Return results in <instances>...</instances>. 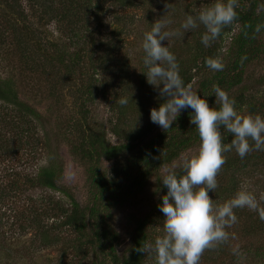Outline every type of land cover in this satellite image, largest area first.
I'll use <instances>...</instances> for the list:
<instances>
[{"label":"rangeland","instance_id":"374dc122","mask_svg":"<svg viewBox=\"0 0 264 264\" xmlns=\"http://www.w3.org/2000/svg\"><path fill=\"white\" fill-rule=\"evenodd\" d=\"M57 1L43 0L38 5L20 0L19 8L22 7L26 15L20 19L15 14L17 11L0 0V77L11 78L19 97L42 115L40 120L30 122L33 128L29 137L28 133H22L11 123L17 119L25 128L28 126L27 118L0 101V194H5L3 197L0 195V264L94 263L92 253L86 258L83 252L77 253V235L67 226H61V219L42 216L52 237L61 235L62 240H67L50 246L41 242L42 229L28 221L36 212L41 213L42 209L54 206L56 202L64 206L70 204L65 193L30 181V177L41 166L47 165L51 157L63 166L60 182L83 206L93 203L97 191L88 178L90 163L74 152L83 130L104 134L113 144L130 142L135 145L132 151L125 152L118 160L101 158L100 161L102 168L109 170L111 175L114 174L112 167L118 163L126 167L118 177L123 186L109 194L114 202L109 224L112 231L119 233L118 242L122 245L131 238L136 219L148 214L154 217L156 211L159 221L155 220L157 222L150 225L149 231L152 238L162 234L164 216L157 208L162 192L157 186L158 179L165 174V168L195 154L200 145V140L193 138L194 141L180 151L178 157L153 170L146 179L134 181L139 175L138 165L132 161L137 153L151 143L163 142L164 137L168 139L171 133L189 136L193 129L191 109H184L167 132L155 124L153 130L142 137H126L133 136L151 123L150 111L159 98L157 90L147 83L143 73L146 71L142 48L144 33L151 30L157 19L165 17L172 19L171 28H177L186 16L197 14L215 0H136V5L127 8L111 3L110 10L99 14L90 11L85 19L75 23L55 17L52 10L60 7ZM259 1L263 7L264 0ZM106 2L108 4L109 1ZM239 2L248 5L249 0ZM8 20L18 23L24 36L32 32L27 37L31 44L27 53L20 51L15 44L12 29L4 31L5 26H9ZM201 27L187 32L183 38L164 41L177 61L180 60L181 66L190 65L189 59L195 51ZM117 30H121V34L116 35ZM237 32L238 25L220 43L218 56L226 65L224 70H228L235 58L231 46ZM114 41L121 46L109 51ZM256 46L258 53L242 69V82L223 88L235 99V107L243 115L252 114L250 103L264 100V30ZM107 54L108 59L103 62ZM74 55L82 60L75 62ZM123 69L127 71L126 79L120 78ZM217 72L198 65L188 73L192 75L189 84L202 95V84ZM242 95L248 99L243 105L238 100ZM122 97L128 98L125 106L118 103ZM115 127L122 133L116 134L113 131ZM20 144L24 149L19 153L12 152ZM224 155L227 159L237 153L233 150ZM237 172L239 177L235 184L230 180V171L222 167L217 176L218 188L209 193L216 203L229 200L239 190L251 191L258 198L264 195L263 164L249 163ZM109 199L107 196L106 200ZM261 204L264 206V201ZM51 212L52 215L57 214ZM236 215L238 223L228 229L235 239L224 245L227 253L219 254L217 249L205 251L200 264H264V231H249L264 226V221L248 209H239ZM236 246H239V255L232 252ZM146 264H154V260L146 258Z\"/></svg>","mask_w":264,"mask_h":264},{"label":"clouds","instance_id":"9594fccd","mask_svg":"<svg viewBox=\"0 0 264 264\" xmlns=\"http://www.w3.org/2000/svg\"><path fill=\"white\" fill-rule=\"evenodd\" d=\"M168 9V4L165 5ZM239 0H215L195 15H188L177 28H171L170 17L157 19L150 31L144 33L142 48L147 83L158 92L161 103L150 111V120L162 130L172 128V123L184 109H191L190 122L196 127L200 145L198 151L185 156L179 164L164 169L161 178L167 192L162 196L159 210L163 213L162 234L152 241H144L134 250L146 254L154 264H200L205 251L227 245L235 235L228 229L238 223L237 209L256 212L264 221V195L259 198L248 190L237 191L232 198L216 203L209 195L218 188L217 176L226 163L225 153L235 150L243 159L254 151H264V117L260 114L243 115L235 107L236 101L218 85H213L215 104L186 84L180 75V65L175 54L164 41L183 38L192 30L203 26L201 42L210 47L226 27L237 18ZM251 24H245L244 34ZM264 29L257 23L255 34ZM247 57L241 58V63ZM205 63L212 71H223L225 63L219 56L208 57ZM121 106L128 98L118 100ZM231 134L230 143H224V133ZM239 255V246L232 248Z\"/></svg>","mask_w":264,"mask_h":264},{"label":"trees","instance_id":"16d2710c","mask_svg":"<svg viewBox=\"0 0 264 264\" xmlns=\"http://www.w3.org/2000/svg\"><path fill=\"white\" fill-rule=\"evenodd\" d=\"M33 4H42L43 0H29ZM58 0V9L52 10L55 12V17L67 19L69 22L75 23L76 21H81L83 18L90 13V11L95 14L100 12L110 10L111 3L117 4L123 8H127L133 5H136V0ZM4 3L14 9L15 14H18L19 18L26 17L24 9L20 7V0H4ZM240 3V8L237 9L238 18L236 22L226 27L220 38L215 41L210 47H205L201 42V37L205 31L203 27L201 30H198L199 38L196 39L195 44L196 48L194 53L189 59V66H181L180 60L178 63L180 65V75L184 79L186 84H189L192 75L188 74L191 69L196 68L198 65L202 67H207L205 60L208 57H217L219 55V48L221 47L220 43L224 40L226 35L232 33V31L238 25V32L233 37L232 40V54L235 56L232 64L228 67V70L219 71L216 75L211 78L209 81L204 82L202 97H205L208 100V103L211 107H219L215 104V95L212 93L213 85H218L222 90L225 87L227 89L238 85L242 82V69L244 65L255 57L258 53L256 41L259 38V35L264 30L262 29L260 33L255 34L253 38V30L257 23H264V5L260 6L259 0H249L248 5L243 2ZM78 16V19L76 18ZM10 19V18H9ZM16 20L15 18H11ZM9 26H5L6 29H12L14 31V41L20 51L27 53L30 47V42L26 36L21 34V31L18 28V23L13 24L11 20H8ZM245 24H251L253 27L247 29L248 35L245 36L243 26ZM24 26V25H23ZM123 30V29H121ZM115 31L116 35L121 34L119 31ZM121 43L114 41L110 44L109 51L113 48H119ZM247 57L241 63L242 57ZM75 62H80L82 59L79 57L73 56ZM108 59V54L106 58H103V62H106ZM126 64V62H125ZM233 71V74H229ZM127 77V71L125 69L120 71V78ZM242 105L246 103L247 98L244 95L238 98ZM237 100V101H238ZM0 101L1 103L12 106L17 109L19 114H22V117L27 118V127L20 126L17 122V119L13 120L11 123L14 124L15 128H19L22 133H28L30 137L31 129L33 125H30V122L33 120H40L42 115L29 103L23 101L17 90L15 89L13 80L11 78H1L0 77ZM161 103V99L158 98L155 107H158ZM236 106V104H235ZM249 109L252 111V115L261 114L264 117V100L257 103H250ZM259 111V112H256ZM122 113V112H120ZM87 121V117L84 114V122ZM76 123V122H75ZM154 123H149L144 129H141L139 132L134 133L133 136L126 135L128 138H137L142 137L148 132L152 131L154 128ZM77 127V124L75 125ZM192 133L190 132L189 136H184L180 133L170 134V137H164V141L161 143H151L146 148H143L137 155L133 158V162L136 161L138 165L139 175L135 177L134 181L141 179H146L153 170L161 167L163 164L172 161L180 154V151L184 150L185 147H188L193 138L200 140L196 127L192 126ZM116 134L122 133L116 127L113 129ZM81 132V130H80ZM80 140L77 147L74 148V152L77 155H80L84 160L90 163L88 169V178L96 188V198L93 200V203L83 206L74 196L73 193L60 182L63 175V166L52 157L47 165L41 166L38 172L30 177V181L38 183L41 186L52 188L60 192L65 193L70 198V204L64 206L56 202L54 206L46 207L41 210V213L36 212L35 215L28 218L29 223H33L38 228L42 229V240L41 242L44 245H52L54 243L61 242L63 239L61 235L52 237L49 231V228H45L43 215H48L52 218L61 219V226H67L74 231L77 235L78 244L75 245L76 251L79 254L83 252V257H88L89 254H93V264H146V254L138 253L134 249L140 247L141 243L144 241H152V234H150L149 227L153 223L155 224L159 221V214L156 211V214L140 217L135 221L134 232L131 238L126 241L123 245L118 241L120 236L118 232L112 231L109 220L111 217V208L113 203L111 201V192L120 189L123 184L118 180L121 170H125L126 167L122 166L123 164H117L112 167L111 175L109 170H104L101 166V158H107L109 160H118L125 152L132 151L135 147L130 142L122 144H113L104 134H99L90 130L88 133L83 130L79 136ZM231 134L224 133V143H230ZM24 148L20 144L17 148H13L12 152L19 153ZM10 151V150H7ZM11 152V151H10ZM229 153V152H228ZM227 153V154H228ZM249 163H261L264 165V151H254L246 155L243 159L237 154L233 157H228L226 163L223 166L225 170H229L231 173V182L236 184L239 174L238 170L241 167L247 166ZM157 186L162 190L161 195L159 196L157 208L162 203V196L167 192V188L163 186L161 178L158 179ZM1 197L5 194L1 192ZM107 196H110L109 201H107ZM51 211H55L57 214L52 215ZM239 212V209L236 210ZM250 232L258 233L264 231V226L258 227V229H249ZM67 241V240H66ZM71 241H69L70 243ZM92 250V251H90ZM219 254H226L227 251L224 249V245L220 246L218 249ZM264 253V252H263Z\"/></svg>","mask_w":264,"mask_h":264}]
</instances>
